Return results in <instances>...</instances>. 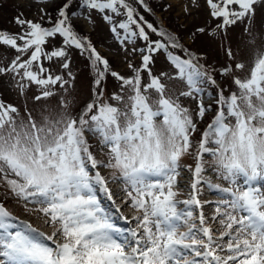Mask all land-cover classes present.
<instances>
[{"label":"snow or ice","instance_id":"1","mask_svg":"<svg viewBox=\"0 0 264 264\" xmlns=\"http://www.w3.org/2000/svg\"><path fill=\"white\" fill-rule=\"evenodd\" d=\"M74 4L108 25L127 74L78 32ZM258 5L204 0L216 23L193 38L217 42L227 58L219 67L145 20V0H63L40 21L18 14L17 33L0 30V46L14 53L0 57V78L23 99V110L0 99V264H264V47L251 67L240 56L264 36ZM236 28L247 39L234 47ZM73 50L91 72L89 96L75 104L61 95L75 89ZM159 54L169 67L155 72ZM186 156L194 164L182 165ZM9 198L43 227L9 211Z\"/></svg>","mask_w":264,"mask_h":264},{"label":"rangeland","instance_id":"2","mask_svg":"<svg viewBox=\"0 0 264 264\" xmlns=\"http://www.w3.org/2000/svg\"><path fill=\"white\" fill-rule=\"evenodd\" d=\"M167 3V10L162 13L156 14L157 26L164 27L166 19L170 20L171 23L178 26L179 32L183 36V45L190 46L195 45L194 49L198 54H202L206 56L207 63L209 65L221 66L227 62V58L224 56L223 51L218 46L217 42L207 34H197L196 38H193V33L199 27H204L207 24L215 25L216 21H212L207 14V9L204 6V0H199L201 7L199 9L194 8L192 6L191 0H165ZM63 0H50L49 3H37L35 0H0V30H5L10 33H17L20 31V28L15 24L14 18L18 14H23V17L26 19H30L33 21H40L41 17V9L49 12V10L53 8H57ZM75 5V4H74ZM188 9L186 12L185 9ZM88 13L86 9L81 8L80 10V19H73V24L76 26L78 32L82 35H87L93 45L97 48V50L101 53L102 56L109 59L111 66L114 70L127 74V63L124 59V53L120 49V46L114 41L112 38V34L109 31L108 25L102 20V18L96 14H92V19L94 20V25L91 24L87 19ZM45 21L47 17L44 18ZM264 19V5L257 6V22ZM188 31V32H187ZM177 35L176 32H172ZM229 36L232 39L233 46L240 41H246V37L241 36V29L236 28L230 30ZM141 43L142 42H138ZM54 46H60L61 38H57L51 42ZM256 47H264V36L258 37L257 43L255 46L243 47L240 53L242 59L245 60L248 67H251L253 52ZM14 55L13 51L0 46V57H6L7 59H11ZM73 64L72 68L74 73H76V82L75 89H70L68 93L61 94L65 99L71 101L75 104L77 101L83 102L89 96V89L91 84V72L88 67V62L80 56L79 52L76 50L71 51L70 53ZM131 58V57H130ZM133 59L134 63H139V56H135ZM167 61L165 60L163 54H159L156 58V63L154 66V71L159 72L162 70L168 69ZM220 80V77H217ZM227 83V81H224ZM117 89V82L113 80L111 77L108 78L106 84V91L112 92ZM35 91L33 87L32 92ZM31 95V92L29 93ZM0 99L5 101L6 103H12L21 107L23 110V99L19 97L15 92L10 91L7 85L4 82L3 78H0ZM58 103V98H52L51 104L55 106ZM187 106L191 108H195L194 101H186ZM29 107H32V104L29 103ZM211 119V114L205 117V121H209ZM201 129L205 127V123H201L199 125ZM98 158H102L99 157ZM208 163H211V158L207 157L206 159ZM182 165H191L194 164V161L191 156H186L181 160ZM102 174H104V170H101ZM180 179V178H178ZM213 180V178H212ZM214 183H220L219 180H213ZM6 189L0 187V197L4 196ZM181 195L183 196V190L180 189ZM209 196L215 194L211 191H208ZM99 194V193H98ZM102 199V203L106 208L111 209L110 211L116 216V209L112 206L111 202L105 200L103 198V194H99ZM180 195V196H181ZM179 196V197H180ZM206 197V199L209 198ZM7 207L9 211H11L14 215L20 217L23 220L30 221L34 227L42 228L43 224L41 219H39L36 214L28 215L25 213L24 208L16 203L12 199L7 200ZM207 207V206H206ZM117 224L122 227H127V225L121 220ZM51 231V229H47Z\"/></svg>","mask_w":264,"mask_h":264},{"label":"trees","instance_id":"3","mask_svg":"<svg viewBox=\"0 0 264 264\" xmlns=\"http://www.w3.org/2000/svg\"><path fill=\"white\" fill-rule=\"evenodd\" d=\"M145 3L151 9V12L144 11V9L141 8L140 9L141 14L145 17V20H147L148 22L153 23L155 26H157L156 14L162 13L165 10H167V6H168L167 3L165 2V0H145ZM73 7L75 8L76 12L78 14H80L81 7H77L76 5H73ZM54 9L55 8L49 10V12H52L54 14ZM165 22L166 23H165V26L163 28L170 31V32H176L177 33L176 36H178L180 38V42L183 43V41H182L183 36L179 32L180 30H178V26L171 23L170 20H168V19H166ZM153 38H155V37H153ZM184 47L190 49L193 52H196L194 49L195 45L184 46Z\"/></svg>","mask_w":264,"mask_h":264},{"label":"bare ground","instance_id":"4","mask_svg":"<svg viewBox=\"0 0 264 264\" xmlns=\"http://www.w3.org/2000/svg\"><path fill=\"white\" fill-rule=\"evenodd\" d=\"M207 196H209V193H208V191L206 190L205 191V194H204V198L206 199V197ZM215 198V196L214 195H210L209 196V200H212V199H214ZM116 204L117 205H119L120 204V200L117 198L116 199ZM109 210H111V209H109ZM208 210V208L206 207V211ZM121 211H123L126 215L128 214V212H129V210L127 209V208H121ZM116 216H117V214H116Z\"/></svg>","mask_w":264,"mask_h":264}]
</instances>
